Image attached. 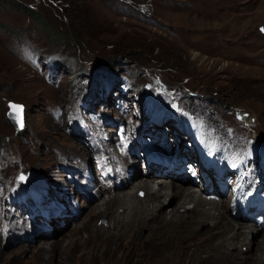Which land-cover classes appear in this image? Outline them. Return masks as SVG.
Masks as SVG:
<instances>
[{"label":"rangeland","instance_id":"obj_1","mask_svg":"<svg viewBox=\"0 0 264 264\" xmlns=\"http://www.w3.org/2000/svg\"><path fill=\"white\" fill-rule=\"evenodd\" d=\"M214 1L0 0V180L6 189L21 181L19 171L29 169L57 188L65 177L61 168L66 165L65 155L71 156L74 167L80 166L76 160L81 157L74 154H88H83L86 146L77 140L83 121L74 114L84 94L97 95L108 81H115L113 87L93 108L106 110L103 115L111 119L118 114L113 96L142 113L141 98L148 96L156 103L150 112L182 107L210 120L204 132L214 126L215 133L233 138L240 147L252 141L264 143V0L241 13L223 4L218 7ZM119 83L129 90L121 92ZM9 100L24 105L21 128H15L6 114ZM125 162L129 168L136 164L138 175H144V162L131 163L129 158ZM145 179L136 176L131 182ZM131 182L124 191L132 192ZM140 190L144 191L139 187L133 191L135 197H144ZM124 193L120 192V199ZM108 194L102 192L101 198ZM101 198L92 203L102 208ZM112 202L117 200L112 197ZM178 205L180 200L174 199L160 214ZM120 209L117 205L102 217H92L89 206L79 204L75 219H55H61L58 229L52 232L53 223L47 229L50 236L32 243L26 241L32 238L26 234L7 241L0 222V264H264L256 259L264 228L250 236V245L241 241L236 250L219 242V237L244 231V225L250 224L232 217L227 202L218 209L220 218L216 211L209 212L221 222L217 228L212 227L213 220L192 221L181 208L178 213L183 215L174 222L164 223L160 215L143 220L142 213L135 221L125 217L122 224H113L110 214ZM221 210L232 219L229 224L223 223ZM88 217L90 228L75 231V225L86 223ZM55 239L58 243L49 245Z\"/></svg>","mask_w":264,"mask_h":264},{"label":"bare ground","instance_id":"obj_2","mask_svg":"<svg viewBox=\"0 0 264 264\" xmlns=\"http://www.w3.org/2000/svg\"><path fill=\"white\" fill-rule=\"evenodd\" d=\"M256 1H258V0H245L243 2H238L236 0H230V1L225 0L226 3H224L221 0H216V1H214V3L219 5L218 7H220V6L222 7V4H223L224 5L223 7H226L228 9L230 7V10L233 9V11L236 9H239V11H237V12H240L241 9H245V8H248L249 6H252L254 3H256ZM205 12H206V10H205ZM205 12L203 11V13H205ZM214 15H216V14H214ZM214 15L212 17L213 19H215ZM236 18H238V14H237V17H235V19ZM239 19H241V16L239 17ZM242 20H245V19L242 18ZM211 33L212 32H210L209 35H211ZM220 35H222V34H220ZM244 38H246V36ZM246 39L248 40L249 38H246ZM217 40L218 39H216V42H218ZM238 40H240V39H238ZM249 41H251V40H249ZM252 41H253V39H252ZM209 42H206V43H209ZM212 43H214V42H212ZM229 44H230V42H229ZM253 44H254V42H253ZM228 45H226V46H228ZM239 45L240 44L237 43V46H239ZM243 47H244V45H243ZM250 47H252V46H250ZM208 48H209V44H208ZM216 48L217 47H214V49H216ZM224 48H223V50H224ZM246 48H247V46H246ZM226 50L230 51L229 49H226ZM210 51L211 50H209V52ZM230 52H232V51H230ZM212 53H213V51H212ZM216 53H218V52H216ZM226 55H227V53H226ZM237 55L240 56L241 54L238 53ZM235 56H236V54H235ZM233 57L231 56L230 58H233ZM239 58L241 60L243 59L241 57H239ZM244 60H245V58H244ZM246 62H247V60L245 61V63ZM245 63H244V65H245ZM247 66H250V65H247ZM220 99H222V97ZM103 120H104V122H103L104 127L103 128H99L95 131H91L90 133L87 134L86 137H84L81 140V143L83 144V146H86L85 151H83V154L85 152V154H88V156L84 157V155L74 154L77 157H81V158L76 160V163L79 164L80 166L78 168L75 167L76 173L72 175V178L76 179L77 174L79 172H81L84 168L91 169L93 171L92 179L96 183L97 188L95 191H92L91 189L83 188L81 195L78 196L81 198L83 203L79 202L78 197H77L76 202L73 206H70L67 201H63V204H65L66 208H67L66 211L69 213L68 215L64 216V222H67L68 220L75 219L78 216L79 211H80L79 210V204H80L83 207L89 206V208L91 210L90 212L93 213V215H91L92 217H95V216H101L102 217V215H105V213L108 209L114 208L117 205L119 206V209H120V206L123 207L124 208L123 211H121L122 209H120L121 212H118L116 210L117 211L116 213L113 212L110 214V221H112L113 224H122V219H124L125 217L134 219V218L142 215V213H145L143 216V220L148 219L147 217L150 218V217H155L156 215H158V216L160 215L161 218H163L164 223L174 222V221L178 220L181 217V215H183V213H185V215L189 214L190 216H192L191 217L192 221L204 223V222H208V221L213 220L212 223H215V224H213L212 227H214L216 225L215 228H217L220 225L221 222L218 221L217 219L220 216V212H219L220 210H218V209L222 207V202H219V201H216V200H213V199L207 197L206 196L207 194L202 192V191L198 192V191L193 190L192 189L193 184H191L189 181H187L184 178L183 171L176 170L177 167L175 165L170 166L166 163L160 164V163L151 162V163H149V167L147 168V171L146 170L143 171L144 175H138L140 173V171L138 172V170L136 169V164H134V163L132 164V166L130 168H129L128 164L117 167V164L115 162V155H120L124 160H126L127 156H129V155L132 157H138V158L139 157L143 158L144 156L140 152L131 151L130 147L127 146L125 143H122V148H123L124 152L123 153L117 152L116 142L119 140V137L115 131L117 120H116V118L111 119L110 116H104ZM112 127H114V129ZM88 148H91L92 150L89 151ZM86 151H87V153H86ZM75 152H77V151H75ZM93 156L98 157V163L97 164H94L92 162ZM108 162L111 163V171L108 170V168H107ZM141 173H142V171H141ZM155 173H159L158 174L159 176H154ZM136 176L147 177L148 179L136 181V183L134 184L131 181H133ZM154 177H156V178H154ZM39 179L40 178H38V181L41 182L42 180H39ZM130 182L135 185V188L132 190V192L124 191V189L129 187ZM137 187L142 188L144 190L143 191L144 197H142V198L135 197L136 194L133 193V191ZM104 191L108 192L109 194L107 197L102 196V198H101L102 192H104ZM122 191L125 193L123 194V199H120V192H122ZM112 197H114V199H116L117 202H116V204H114L112 202V204L110 205ZM148 197H152L153 201L150 200L149 203H151V204L147 205L146 207L143 208L142 205H143V203L148 201ZM96 198L97 199L101 198V200H103L102 204L104 206L102 208H101V206H98L97 203H95V204H94V202L92 203V201L96 200ZM118 198L120 200H118ZM158 198H161L162 200H159ZM174 199H177L178 201L180 200V205H178V207H176L173 211L167 212L165 215L162 214L163 215V217H162V215L160 214L161 208L162 209L166 208V206H168L172 201H174ZM121 200H122V202H121ZM45 202H46V200L43 203H45ZM141 203H142V205H141ZM205 204H209L211 207L206 208ZM180 208L182 209L183 213H181V212L178 213V209H180ZM139 209H140V212H138ZM212 210H214L213 212H215V211L217 212L218 217H216L217 215L216 216L210 215L209 212H211ZM193 211H196V214H191V212H193ZM95 212H96V214H95ZM221 212H222L221 217L223 218V220H225L223 223L229 224L232 219L230 220V218H228L226 216L227 215L226 210H221ZM197 214H199L200 217L198 219H195V216ZM230 215L232 217H234L235 219L238 218V216H235L234 214L232 215L230 213ZM91 216H89V217H91ZM89 217L87 218L86 223L79 222L77 225H75L74 230L79 231V230L84 229V228H90L89 224L87 223ZM34 219L35 218H33V220ZM58 220L60 221L61 219H58ZM59 221L53 220L54 228H53L52 232L53 231L55 232V230L58 229V227H56V226L59 224ZM134 221H135V219H134ZM26 223H28V222H26ZM128 223L132 224L133 220H131V222H128ZM245 223H250V224L244 225V228H245L244 231H231L230 235L225 236L224 238L219 237V242H222V241H224L225 243L227 242L228 245L231 246L232 248H235V250L238 247V243L241 241H242L241 244H247V246L250 245L251 241L253 240V237L250 238V236H253L256 233L258 234V232L262 228H264V225L263 226L259 225L253 221H250V222L245 221ZM50 224H52V221ZM235 226H236V224L234 225L233 230L234 229L236 230ZM31 229H32L31 235L28 234L29 228L27 231L24 230V228H21L18 231V235H15L16 232L12 231L8 237L10 239H16V238H11L10 236H18V238H19L20 235L27 234L29 237L32 236V238H31V240L26 239V241L28 243H32L34 240H37V238H39V237H45V236L51 235V233L47 232L46 229H42L40 223H38V225L32 227ZM209 229H211L210 226H209ZM239 236H241V237L243 236L241 240L238 239ZM2 240H3V238H2ZM6 240L8 241L9 239L7 238ZM57 240L58 239H55L52 242L50 241L51 243H49V245L58 243ZM261 240L262 241L257 244V246H258L257 250H259L260 252L258 255H256V259H258L259 261H264V250L262 251L261 249H259L260 246H264V238H262ZM45 243L46 242H44V244ZM28 245L30 246V244H28Z\"/></svg>","mask_w":264,"mask_h":264},{"label":"water","instance_id":"obj_3","mask_svg":"<svg viewBox=\"0 0 264 264\" xmlns=\"http://www.w3.org/2000/svg\"><path fill=\"white\" fill-rule=\"evenodd\" d=\"M20 106V111H17V109L13 108L12 106ZM9 108L7 109V116L10 118L11 122L13 123L15 128H21L19 120H22V124L24 125V105L20 102H16L14 100L8 101Z\"/></svg>","mask_w":264,"mask_h":264},{"label":"snow or ice","instance_id":"obj_4","mask_svg":"<svg viewBox=\"0 0 264 264\" xmlns=\"http://www.w3.org/2000/svg\"><path fill=\"white\" fill-rule=\"evenodd\" d=\"M13 108H15V109H17V111H20L21 109H20V106H12ZM18 122H20V124H21V126H23V124H22V120H19Z\"/></svg>","mask_w":264,"mask_h":264},{"label":"trees","instance_id":"obj_5","mask_svg":"<svg viewBox=\"0 0 264 264\" xmlns=\"http://www.w3.org/2000/svg\"><path fill=\"white\" fill-rule=\"evenodd\" d=\"M27 10H29V8H27V7H25ZM71 12H72V9L70 10ZM32 13H34V12H32ZM70 34H71V32H70ZM72 35V34H71Z\"/></svg>","mask_w":264,"mask_h":264}]
</instances>
